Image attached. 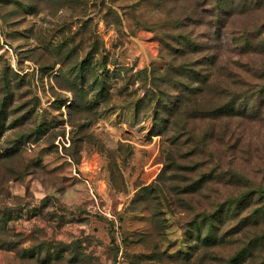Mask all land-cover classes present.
<instances>
[{"label": "rangeland", "instance_id": "374dc122", "mask_svg": "<svg viewBox=\"0 0 264 264\" xmlns=\"http://www.w3.org/2000/svg\"><path fill=\"white\" fill-rule=\"evenodd\" d=\"M244 182L264 0H0V264H264Z\"/></svg>", "mask_w": 264, "mask_h": 264}, {"label": "trees", "instance_id": "16d2710c", "mask_svg": "<svg viewBox=\"0 0 264 264\" xmlns=\"http://www.w3.org/2000/svg\"><path fill=\"white\" fill-rule=\"evenodd\" d=\"M214 114L216 116H219L218 110L215 109ZM240 179H243L242 176H238ZM245 185L248 183L244 182ZM241 196L233 199V203H236V212L237 214L241 213L245 209L249 208L248 214H250L249 219L246 226H255L257 224H261L264 222V203H262L259 199H264V186H251L248 184L247 188L242 190ZM258 199L257 200H255ZM236 201V202H235ZM202 227L198 226V234L201 238L202 234ZM202 239L206 240V237H203Z\"/></svg>", "mask_w": 264, "mask_h": 264}]
</instances>
